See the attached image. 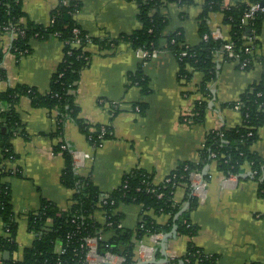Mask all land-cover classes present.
Returning <instances> with one entry per match:
<instances>
[{"label":"crops","instance_id":"1","mask_svg":"<svg viewBox=\"0 0 264 264\" xmlns=\"http://www.w3.org/2000/svg\"><path fill=\"white\" fill-rule=\"evenodd\" d=\"M73 1L79 4L74 16L76 22L92 37L115 39L140 27L138 7L131 0H21L25 13L21 22L27 19L47 26L55 7ZM233 1L224 0V5ZM204 2L193 0L189 5L180 6L171 1L160 7V13L168 19L166 32L181 30L188 45L197 44L200 41L198 17ZM222 17L221 12L210 13L207 27L209 30L218 27L223 39H228L229 25L223 23ZM258 41L260 44L247 69H239L229 60L214 59L215 79L207 85V93L199 90L201 72L194 71L190 79L179 78L178 62L171 52L161 51L156 58L142 64L125 41L118 40L113 47L87 45L90 61L81 71L74 95L80 118L89 124L112 127L111 136L98 148L89 144L85 134L70 119L63 124L62 137L53 136L57 111L33 107L27 96H21L16 104L21 126L9 140L13 158L2 159L0 151V168L4 170L0 173V183L10 187L17 233L20 222L27 231L25 217L39 208L41 199L61 210L71 205L72 191L60 181L65 161L61 153L53 150L61 140L67 142L72 152H79L78 155L91 154L92 158L84 159L75 170L104 193L115 190L124 175L135 169L150 173L152 182L159 184L180 162H197L209 131L241 124L239 110L225 103L238 100L264 72V23ZM10 43V34L0 33L4 51L2 66L6 70V79L0 80V93L17 84L33 87L40 94L47 93L50 78L62 59V41L56 36L31 39L29 52L19 59L9 51ZM137 70L148 81L149 92L145 96L130 80ZM137 102L145 103L141 111L135 109ZM197 102L205 105L201 117L195 110ZM1 127L4 125L0 116V133ZM250 149L264 157V125L258 128L257 139ZM243 172L249 175L230 174L224 179L215 163H209L205 196L188 215L190 222L197 226V233L193 237L177 233L169 239L165 250L167 262L160 264H169L171 259L180 257L189 241L204 253L215 255L217 264H264V198L257 194V182L250 176L248 167ZM173 198L181 207H188L183 185L175 189ZM113 213L121 216L122 227L128 229H133L143 214L159 225L168 221L167 214L145 212L136 203L120 202ZM90 218L103 224L105 210L97 207ZM3 225L0 219V229ZM21 230L19 241L15 236L17 250L12 254L17 257L34 239L33 234L27 235ZM112 234L104 232L101 239L107 240ZM160 237L144 235L139 240L133 239L135 256L141 243L148 260L153 257L161 260Z\"/></svg>","mask_w":264,"mask_h":264},{"label":"trees","instance_id":"2","mask_svg":"<svg viewBox=\"0 0 264 264\" xmlns=\"http://www.w3.org/2000/svg\"><path fill=\"white\" fill-rule=\"evenodd\" d=\"M137 4V19L140 27L131 33L121 34L115 39H98L89 35L76 22L74 16L79 9L75 1L60 3L50 13V22L47 26L33 23L25 18L21 0H0V33L5 32L8 26L15 34L11 40L9 51L17 59L30 50L31 39L58 37L63 43V55L49 83V91L40 94L33 87L17 84L7 87L0 93V116L3 119L5 132L0 133L1 158L10 155L9 140L21 126L16 104L21 96H27L33 107H43L57 111V125L53 136L62 137L63 124L67 119L72 120L85 134L90 145L111 136V125H105L104 133L100 124H89L78 116L79 107L75 103L74 91L80 78L81 71L89 64L91 53L86 47L89 44L113 47L118 40L127 42L132 49L143 47L146 49H160L175 55L178 62L179 78L190 79L194 71L203 74L199 90L207 93L208 84L215 79L214 51L225 43L231 42L233 49L242 53L243 34H257L261 32L264 23V12H257L254 19L246 25H241V17L250 3H258L264 7V0H234L224 5V0H205L198 17V33L200 41L195 45H188L181 30L166 32L168 19L160 13V7L171 1H177L180 6L189 5L193 0H131ZM212 12H221L223 23L229 25L228 39L215 40L202 36L210 30L207 27L208 15ZM76 30V31H74ZM73 43H76L75 45ZM260 42L255 40L254 49ZM185 53L180 57L179 55ZM4 51L0 46V80L6 79V70L2 66ZM251 65V64H250ZM249 65V66H250ZM248 68V67H247ZM246 68V69H247ZM132 84L137 85L143 96L149 92L148 81L141 70L130 76ZM239 112L242 122L231 128H221L209 131L197 162L183 161L168 175L169 182L159 184L152 182V175L135 169L124 175L120 185L112 192H101L88 177L78 174L73 166L71 150L67 142L61 140L54 146L55 153H61L65 164L61 172L60 181L63 186L72 191L71 205L66 210L59 209L54 203L41 199L37 210L29 212L26 217V229L32 233L34 239L30 246L22 252V261L17 264H42L45 260L54 263L52 249L55 242L64 241L67 232L74 230L71 219L79 225L82 235H100L111 231L113 234L107 240L99 241L101 251L125 257L124 264H134L133 239H141L144 235L168 232L173 224V217L181 208L175 202L173 193L179 185H183L187 192L188 208L176 220L177 233L193 237L197 233V226L189 220V212L194 208L198 199L190 195L189 172L201 171L206 163L214 162L216 169L223 175H238L248 167L250 176L257 182V194L264 198V157L250 149L257 139V130L264 125V72L260 79L243 91L239 97ZM237 101L225 103V106L234 107ZM145 103L137 102L135 107L141 111ZM111 106L116 107L115 103ZM203 102H197L195 110L201 117L204 109ZM116 111V110H115ZM115 111L113 112L115 114ZM103 133V134H102ZM251 133V135H248ZM66 148L61 149L60 145ZM213 154V156L211 155ZM0 173L4 170L0 168ZM207 175L204 176V179ZM105 200V203L103 202ZM113 202V203H112ZM136 203L142 206L143 211L153 210L155 213L168 215L165 225L157 224L147 214H143L133 229L120 225L121 216L113 213L118 203ZM105 210V221L99 224L90 218L97 208ZM0 219L9 228L10 235L0 236V251L9 252L10 256L17 250L15 241L17 223L11 208V191L7 183H0ZM215 255H209L192 241L187 243L185 252L169 261L170 264H217ZM4 264H14L12 258Z\"/></svg>","mask_w":264,"mask_h":264},{"label":"built area","instance_id":"3","mask_svg":"<svg viewBox=\"0 0 264 264\" xmlns=\"http://www.w3.org/2000/svg\"><path fill=\"white\" fill-rule=\"evenodd\" d=\"M177 2V1H176ZM178 3V2H177ZM179 4V3H178ZM257 12H264V7L258 3H250L247 9L244 11L241 17V25H246L249 20L254 19L255 14ZM4 30L6 33L10 34L11 40L14 37L13 31L8 26H4ZM76 31V30H74ZM257 34H243L241 39L243 40L242 45V53L237 52L233 49V45L231 42L225 43L221 48L214 51V59L220 58L221 60H229L235 63V65L239 69H246L252 63L254 56H255V49H254V42L258 39ZM208 38H212L215 40H223L221 36V32L218 27L210 29L208 33L203 34L202 40H207ZM74 45L76 43H73ZM162 50L153 48L151 50L138 47L134 50L135 55H137L141 63L144 64L147 61L156 58ZM185 53L179 55V59ZM237 101V100H236ZM234 108L239 110V102L237 101L234 105ZM138 111V107H135ZM101 131L104 133L105 125H101ZM102 133V134H103ZM251 135V133H248ZM104 139L100 140L98 143L91 145L93 148H98L103 144ZM61 149H65L66 145L61 144ZM79 153V152H78ZM77 152L71 151L72 161L74 168L83 164L84 159H91L92 156L90 153L83 152L82 154L78 155ZM213 156V154H211ZM13 155H8L7 159H12ZM169 175V174H168ZM166 176L163 181L169 182L170 177ZM224 179H228L229 175H224ZM206 180L201 175V171L198 170H191L189 172V189L190 195L196 197L198 202L203 200L206 192ZM105 203V200H103ZM113 203V202H112ZM71 222L74 226V230L69 231L64 236L63 243L55 242L53 244L52 249V258L54 259V263H48L47 260L42 262V264H124L125 257L122 255H118L112 253L108 250L101 251L99 249V241L101 240L100 235H82L79 232V225L75 223V219H71ZM121 225V223H120ZM122 226V225H121ZM32 234V233H31ZM162 233H154L150 235H155L156 237H160ZM10 235V230L5 225L2 226L0 229V236L7 237ZM162 237V236H161ZM160 237V238H161ZM2 254L0 251V264H4V259L2 258ZM15 254V251L12 253ZM12 258V262L17 264L18 262L22 261V255L19 257L11 255L9 259ZM135 263L137 262H145L148 261V254L144 252L143 245L141 243L137 247ZM170 264V263H169Z\"/></svg>","mask_w":264,"mask_h":264},{"label":"water","instance_id":"4","mask_svg":"<svg viewBox=\"0 0 264 264\" xmlns=\"http://www.w3.org/2000/svg\"><path fill=\"white\" fill-rule=\"evenodd\" d=\"M5 132V127H1V133H4ZM208 166H209V163H206L204 165V167L202 168L201 170V175L202 177H204L206 174H207V170H208ZM249 175V173H245L243 171H241L237 176L238 177H245ZM188 207L187 205H184L183 207H181L178 212L174 215L173 217V224H172V227L171 229L168 231V232H165L162 234V237L160 238V241H159V252L160 254L162 255V259L161 260H158V259H155V257H153L151 260H148V261H145V262H137V263H134V264H160V263H165L167 262V258L165 257V250L167 248V243H168V240L171 239V238H175L176 235H177V224H176V220L178 219V217L181 215V213L186 210ZM9 252H3L2 254V258L4 260H8L9 259Z\"/></svg>","mask_w":264,"mask_h":264},{"label":"rangeland","instance_id":"5","mask_svg":"<svg viewBox=\"0 0 264 264\" xmlns=\"http://www.w3.org/2000/svg\"><path fill=\"white\" fill-rule=\"evenodd\" d=\"M23 227H24L23 222H20L19 225H18V233H17V230H16V238H17V241L20 240L19 230H21ZM21 231L23 233L27 234V235H31L29 232L25 231L24 229H22Z\"/></svg>","mask_w":264,"mask_h":264}]
</instances>
